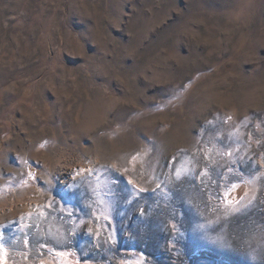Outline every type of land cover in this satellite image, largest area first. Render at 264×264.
<instances>
[{"label":"rangeland","instance_id":"obj_1","mask_svg":"<svg viewBox=\"0 0 264 264\" xmlns=\"http://www.w3.org/2000/svg\"><path fill=\"white\" fill-rule=\"evenodd\" d=\"M254 175L264 0H0L6 264H264Z\"/></svg>","mask_w":264,"mask_h":264},{"label":"snow or ice","instance_id":"obj_2","mask_svg":"<svg viewBox=\"0 0 264 264\" xmlns=\"http://www.w3.org/2000/svg\"><path fill=\"white\" fill-rule=\"evenodd\" d=\"M83 170H81L82 172ZM81 173H77V175H80ZM31 175V174H30ZM176 178L179 180L181 178V173L180 171L178 170L177 173H176ZM129 183L131 184L132 182L129 181ZM247 183L249 184H255V183H259L261 184L262 186H264V177H260V176H252L249 178V180L247 181ZM69 189L72 188V185H68L67 186ZM236 185L233 184L232 185V188H235ZM138 191H143V189H139ZM131 202V201H129ZM257 202V197L256 195H252L251 197L247 198L246 202L243 203L242 205H240L239 207H232L231 208V211L228 212L226 211L225 215H237V214H240L244 211H247L248 209L252 208ZM264 202V201H262ZM239 203V202H237ZM42 214V213H41ZM143 215V211L141 213ZM211 223V222H210ZM199 228H203L205 227V225H198ZM173 228L175 229V225H173ZM4 240V237L3 236H0V241H3ZM25 244H27V241H25ZM41 247H43V245H41ZM5 252V248H4V245L3 243H0V264H6V261L3 260V254Z\"/></svg>","mask_w":264,"mask_h":264}]
</instances>
